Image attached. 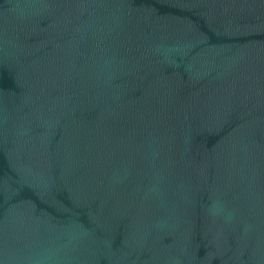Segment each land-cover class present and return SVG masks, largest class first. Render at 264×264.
<instances>
[{"label": "water", "instance_id": "95a60500", "mask_svg": "<svg viewBox=\"0 0 264 264\" xmlns=\"http://www.w3.org/2000/svg\"><path fill=\"white\" fill-rule=\"evenodd\" d=\"M0 264H264V0H0Z\"/></svg>", "mask_w": 264, "mask_h": 264}]
</instances>
